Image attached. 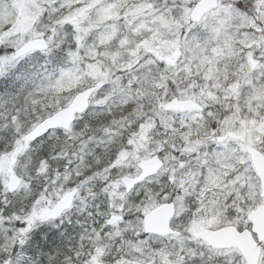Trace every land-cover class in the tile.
<instances>
[{
    "label": "snow or ice",
    "instance_id": "1",
    "mask_svg": "<svg viewBox=\"0 0 264 264\" xmlns=\"http://www.w3.org/2000/svg\"><path fill=\"white\" fill-rule=\"evenodd\" d=\"M0 264H264V0H0Z\"/></svg>",
    "mask_w": 264,
    "mask_h": 264
}]
</instances>
